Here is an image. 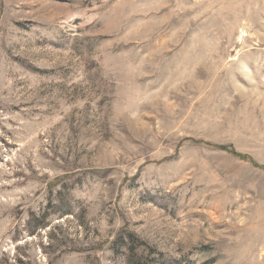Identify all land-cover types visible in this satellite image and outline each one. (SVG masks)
<instances>
[{"label": "rangeland", "instance_id": "1", "mask_svg": "<svg viewBox=\"0 0 264 264\" xmlns=\"http://www.w3.org/2000/svg\"><path fill=\"white\" fill-rule=\"evenodd\" d=\"M0 264H264V0H0Z\"/></svg>", "mask_w": 264, "mask_h": 264}, {"label": "trees", "instance_id": "2", "mask_svg": "<svg viewBox=\"0 0 264 264\" xmlns=\"http://www.w3.org/2000/svg\"><path fill=\"white\" fill-rule=\"evenodd\" d=\"M221 149H227L226 146H221ZM233 154L237 157H241V158H245V159H251L248 155L246 154H242V153H237V152H233Z\"/></svg>", "mask_w": 264, "mask_h": 264}]
</instances>
